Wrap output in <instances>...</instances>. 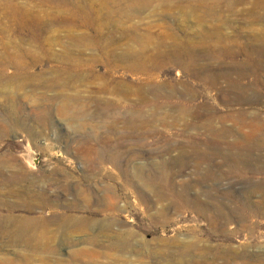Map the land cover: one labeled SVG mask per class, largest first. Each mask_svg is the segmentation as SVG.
I'll list each match as a JSON object with an SVG mask.
<instances>
[{
  "label": "rangeland",
  "instance_id": "obj_1",
  "mask_svg": "<svg viewBox=\"0 0 264 264\" xmlns=\"http://www.w3.org/2000/svg\"><path fill=\"white\" fill-rule=\"evenodd\" d=\"M239 82L256 99L220 91ZM247 126L264 134V0H0V264H182L190 232L207 259L226 243L264 254ZM189 185L225 222L150 218L171 203L149 211L156 194ZM105 188L119 222L76 225Z\"/></svg>",
  "mask_w": 264,
  "mask_h": 264
},
{
  "label": "bare ground",
  "instance_id": "obj_2",
  "mask_svg": "<svg viewBox=\"0 0 264 264\" xmlns=\"http://www.w3.org/2000/svg\"><path fill=\"white\" fill-rule=\"evenodd\" d=\"M205 57H207V56L206 55H199L198 56V58H205ZM190 58H192V59H198L194 55H191ZM202 80H204V81H211L212 79H210V78H203ZM244 88H246V87H243L242 84L239 82L236 85H229L228 87H226L225 89H221L220 91L223 94H225V95L232 94L234 96V99L233 100L236 99V100H238L237 102H240V103H244V102H248V101H251L253 99H256V97H255L256 95H248L247 92H246V90H244ZM184 91L186 92V94L188 96H190V93H192L191 91H193V90H190L189 87H187ZM152 92L155 93V90L153 89ZM242 115L243 114L238 115L236 117L234 116V117L236 119H242ZM236 122H239V120L236 121ZM251 127H253V126H251ZM249 128L250 127H248V129ZM256 128H257V126H256ZM249 130L250 131L248 133H245V136H242V133L239 134V135L238 134H236V135L239 136L238 139L240 138L241 139L240 141L242 143L244 142V144H246V146H248V148H249V149L247 148L248 151L249 150H251V151L254 150L256 152H259L261 150V148H263V146H264V138H263L264 137V134L260 130H255V129L254 130L253 129H249ZM223 132H224V130H223ZM237 132H239V131H237ZM260 132H261V134H263L262 136L260 135ZM210 133L212 135H216V131H214V130H210ZM231 133H232V130H231ZM231 133H229V134H231ZM240 141L238 143H240ZM210 143L212 144V146L213 145H217L216 141L214 142V140H211ZM243 146H245V145H243ZM197 153H198V151H197ZM107 160L109 162L111 161L110 159H107ZM166 167L167 166L160 164V165L154 166L152 169H155L156 171L155 170L154 171L156 172V174H158L159 178L162 179V178H165L167 176L165 173L167 172V168L168 167L167 168ZM252 170H253V168H252ZM121 171H122V176H123V170H121ZM256 172H257V170H256ZM142 173H143V169L139 168V169H137L134 177L138 180V179H140ZM167 177H169V176H167ZM185 187H186V185H185ZM262 188H263V186H262ZM182 189L184 190V188H182ZM108 190H109V188H105V190H103V194L101 196L98 195V196H95L94 197V203H95L96 207H98V209L96 211H93L90 214H88V217L87 218H81V219L80 218H77L76 219V225H83V226H85V225H98L97 222L103 223L104 222V218H106V217H109L108 219H111L110 221H108L110 224L119 222V217L117 215V212L123 211V206L117 205L116 199L115 198L114 199L111 198L110 194H112V193L110 191H108ZM139 191H141V190H139ZM181 191H180V193H178V194L175 193L176 195H172V196H168V193L165 194L166 193L165 191H164L165 193L159 192L158 194H156L155 197H156L157 200L154 201V203L150 205V207L148 209L149 211H151L152 209H155L156 204H157L158 201H167L169 199L171 201V203L166 208H164V207L162 208L161 207L159 210H155V213H153L154 214L153 217L149 215L150 218H154L157 222H160V220L161 221L163 220L165 222L169 218V212L168 211L172 212L171 215H175L177 212L180 213V212L183 211V209L188 208V209L192 210L194 213L200 215L209 225H212V224L215 225V224H217L218 221L219 222H221V221L225 222V219L222 216V213L223 212L220 210V208H218L217 205H210L206 200H202L200 194L193 195V194H190L189 193V191H190V185H189V188H185V191H183V192H181ZM142 196H143V194H142ZM262 196H264V195L262 194ZM142 198H144V196ZM173 199H177L179 201L177 202V201H174ZM213 200H216V199H213ZM108 201L110 203H108ZM88 203H91L90 200H85V199H82L81 200L80 199L79 201H77V203L74 204V207H79V208L86 207V205ZM242 206L244 208V206H247V205L244 204ZM248 206H250V205H248ZM246 209L247 208H245V210ZM238 210H239V208H238ZM245 210H243V211H245ZM250 211H248V212H250ZM256 211H258V210H256ZM238 212H235V214L238 213ZM253 213L251 212V214H253ZM239 214H240V212H239ZM229 215L231 217L232 213H229ZM228 218H226V220ZM109 223L107 224V226H104L105 224L103 223L102 224L103 225L102 227L109 228V226H110ZM249 227H251V226H249ZM252 228H253V225H252ZM252 228H250V229H252ZM24 231H25L24 228H20L18 230V232H24ZM189 232H187V233H189ZM122 233H123V237H126V238H130L131 239V237L133 238V236H134V234L131 231H129L128 229L127 230L126 229H123V232ZM189 236H190L189 237V240H187L186 241L187 243L186 244L184 243L185 245L183 246V248L185 249V250H183L184 251V254H182L180 252L181 253L180 255H182V259H181L182 260V264H215V262L217 263V261H220L221 264H232V261H234L236 259H239L240 261L242 260L243 262H241V264H253V261H258V260H263L264 259V254L262 252L257 251V252H253V253L251 252L250 253L246 249H244V250L243 249L242 250L240 249L238 251L237 250L234 251V250H232V248L227 243L225 244V246L223 244H221L223 246H220L219 248L217 247L218 248V249L216 248L217 251H215L213 254H211V258L210 259H207L206 256L208 255L207 252H208V249L209 248L202 246L201 245V244H203L202 243V240L197 239V238L195 239V237L191 235V232H190V235ZM183 240H186V238L183 239ZM180 247H181V245H180ZM209 247H211V246H209ZM243 247H245V246H243ZM193 254H198V257H201L202 258V261H200V260L199 261H195L192 258V255ZM203 254H205V255H203Z\"/></svg>",
  "mask_w": 264,
  "mask_h": 264
}]
</instances>
